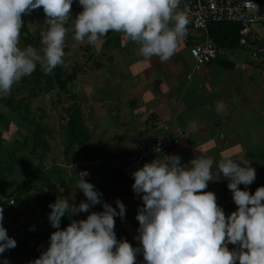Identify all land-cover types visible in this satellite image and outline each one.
I'll use <instances>...</instances> for the list:
<instances>
[{
    "label": "crops",
    "instance_id": "crops-1",
    "mask_svg": "<svg viewBox=\"0 0 264 264\" xmlns=\"http://www.w3.org/2000/svg\"><path fill=\"white\" fill-rule=\"evenodd\" d=\"M50 1L45 8L74 12L52 41L68 44L63 53L54 47L64 70L79 53L78 70L65 91L54 88L63 103L55 121L25 127L5 114L11 124L0 125V167L14 150L15 173L5 175L15 182L4 192L21 195L0 209V223L16 231L14 248L29 228L49 235L35 206L48 194L74 214L73 240L59 247L34 238L23 251L36 248L38 264L108 253L98 264H264V71L249 66L248 50L216 44L225 55L194 71L176 0ZM256 28L264 43V24ZM71 119L79 125L69 134ZM165 127L189 133L169 150L174 174L151 179L163 165L156 159L142 175H123L135 147Z\"/></svg>",
    "mask_w": 264,
    "mask_h": 264
},
{
    "label": "trees",
    "instance_id": "trees-1",
    "mask_svg": "<svg viewBox=\"0 0 264 264\" xmlns=\"http://www.w3.org/2000/svg\"><path fill=\"white\" fill-rule=\"evenodd\" d=\"M34 3L40 5L41 7L39 24L41 26L40 29L43 28L41 35L36 36L35 38L30 37V34L27 31V20L25 16L27 10ZM47 3L48 0H0V13L3 15V19H0V38L1 35H4L3 32L5 28L13 26L10 29V35L4 36V39L2 41H5V43L11 42L13 41L15 35L17 37H21L24 42H26L25 44H30L34 48V64L27 65L22 63V67L27 71L29 77H25L21 74L17 75L19 78H21V90L19 88H15L17 86H14L13 84H11L13 88L11 86L7 87L8 90L10 89V91L15 93L16 95L25 92L24 89L28 88L30 89L29 94H27V96H23L19 101H15L14 96L6 97L5 95H0V123L3 122L5 114L11 116L9 118H12V120H14L15 117H18V120H21L23 123L33 122L34 120L31 119L32 101L38 99L40 96H42V94L50 93L54 90V88H57L59 92H61L60 90L65 91L67 89V86L75 80V71L78 70L77 68L73 69L72 72L68 75H65L62 72L63 58L61 53L52 50L49 51L48 54H45V51H43L46 47V42L48 40L50 30V23H47L46 25L45 19H50L49 22L51 20H58L60 23H63L64 21H66V19H69V16L71 14L72 17L75 18L74 12L72 10L62 11L59 9H47L45 8ZM239 30L240 25L233 22L213 23L209 25V34L214 42L220 47L228 49H235L236 47H239ZM13 80L14 74L12 73L5 76L4 78V81L6 82ZM5 86L7 85L5 84ZM1 107H5V111H3ZM75 115L77 116V114ZM7 125L8 123L6 120L5 127ZM78 125L79 124L76 122V119H71L70 123L68 124V133H72L74 127H78ZM1 142L2 141H0V143ZM8 156L10 159L9 167L7 169L0 170V193H3L15 182V180L13 179L8 183L7 175H5V171H7L8 175L10 176H13L15 173V169L13 167L14 150ZM24 171L25 170H23V172ZM5 194L7 195V198H11L10 196H15L14 192L9 191ZM37 197H39L38 199H36V201L38 200V203H35V206L40 214L41 224H43L45 229L48 230L49 235L44 231L40 233L35 229L32 230L31 228H29L28 231L32 232H30V234L21 236V241L19 245L16 246V248H14V246L12 245L13 243H11L10 240L12 238H10L7 242L8 246L6 247V251L0 252V264H12L11 256L14 255L19 258L21 264H38L36 257H34V250H37L36 248H30L26 252L23 251V249L25 247H28L29 243L36 237H38L36 238L38 239L36 240V242L49 240L51 241V243L59 247H63L65 245L67 246V244L72 242L73 235L71 228L74 225L75 221L74 214L70 213L69 211L63 210L56 203L55 199L48 194H37ZM15 200L18 203L21 202V195L16 196L14 201ZM27 200V205L26 202H24L25 207L32 205L31 198H28ZM0 209L10 211L12 207L7 206L6 204H0ZM75 244L76 247L73 248V251L76 253V255H79L82 252L81 249L83 248V246L82 244Z\"/></svg>",
    "mask_w": 264,
    "mask_h": 264
},
{
    "label": "built area",
    "instance_id": "built-area-1",
    "mask_svg": "<svg viewBox=\"0 0 264 264\" xmlns=\"http://www.w3.org/2000/svg\"><path fill=\"white\" fill-rule=\"evenodd\" d=\"M172 9L181 10V20L185 42L190 46V55L194 59V71L210 64L225 55V51L216 45L209 34V25L213 23L233 22L240 25V47L248 50V62L252 69L264 71V43L256 42V26L264 24V11L260 0H176L171 4ZM192 40L196 42L191 43ZM158 125V121H153ZM189 133L176 128L172 133L165 127L164 134L135 147L134 152L122 165V173L126 177H136L146 172V163L151 160L162 159L163 165L149 170L151 179L167 178L174 174L176 165L169 160V150L186 140ZM0 193V204L14 205L13 198H7ZM48 244V241H42ZM41 248V246H39ZM111 253L95 256L90 259L81 258L80 263H103L110 259ZM139 264H149L140 259Z\"/></svg>",
    "mask_w": 264,
    "mask_h": 264
},
{
    "label": "rangeland",
    "instance_id": "rangeland-1",
    "mask_svg": "<svg viewBox=\"0 0 264 264\" xmlns=\"http://www.w3.org/2000/svg\"><path fill=\"white\" fill-rule=\"evenodd\" d=\"M98 0H95L94 2H96ZM52 2L50 1V3H47V6L50 7V4ZM101 6V3H99ZM40 12H41V7L40 5L34 3L32 7H30V9L27 10L25 16H26V20H27V31L30 34V37L35 38L36 36H40L41 32L43 30L40 29V24H39V19H40ZM48 17V16H47ZM3 19V15L0 13V19ZM46 25L47 23L50 27L49 30V35H48V40L46 42V47L44 48L43 51H45V54H48L49 51L55 50L54 47H56V49H61L62 52H64V47L65 45H68L67 43H64L63 38H57L54 39L52 41V32H54L55 27L58 25L59 21L58 20H51L49 22V20L46 18ZM67 21L69 19H66ZM111 20V18L108 19V22ZM1 23V20H0ZM44 25V23H43ZM104 25V23H103ZM109 26L106 25V27ZM13 26H9L7 28L4 29L3 34L1 35L0 38V95H5L6 97L9 96H14L15 101H19L23 96H27V94H29V90L28 88H25V92H22L18 95H16L15 93H13L12 91H10V89L8 90L7 87L11 86V84H13L14 86H17L15 88H21L22 87V82H21V78H19L17 75H24L25 77H29L27 71L25 69H23L22 67V63L27 64V65H33L34 64V48L32 45L30 44H25L26 42H24V40L21 37H17L14 35L13 41L11 42H7L5 43V41H2L4 39V36L10 35L11 31L10 29ZM110 28H108L109 30ZM257 29V28H256ZM41 30V31H40ZM118 33V32H117ZM14 34V32H13ZM54 34V33H53ZM115 37V35H113ZM78 50V49H76ZM56 51V50H55ZM79 53H75L73 57L68 58V64L69 66L67 68H65L64 70V65H65V60L62 59L63 63H62V72L65 75H68L72 72L73 69H75L74 64L78 63L79 60ZM66 59V58H65ZM65 61V62H64ZM10 73L14 74V80L13 81H9L6 82L4 81L5 76L9 75ZM76 80V79H75ZM5 84L7 86H5ZM5 87V88H4ZM12 87V86H11ZM13 88V87H12ZM54 88V87H53ZM52 88V89H53ZM21 90V89H20ZM52 100L55 101L54 103H52ZM59 98L56 96V91H51L50 93L47 94H42V96H40L38 99H35L32 101L31 104V108H33V117L39 118L43 117V118H47V119H43L44 121H35L34 122H41L39 123V127L40 125L42 126V124L48 125L49 122L55 121L58 117L62 114L61 110L63 107V103H58ZM36 107H40L39 109H37ZM1 109L3 111H5V107H1ZM74 115L75 114H79L78 110H73ZM54 116H56L55 120ZM48 117H50V121H48ZM15 120V119H14ZM13 120V122H14ZM58 121V120H57ZM7 123L11 124V122L9 123L8 119H7ZM17 124L19 122H16ZM1 125L6 124V119L4 118L3 122L0 123ZM25 127H28L27 123H22ZM29 126H33L32 124H29ZM17 138V136H16ZM12 140L15 139V137L13 136L11 138ZM10 165V164H9ZM9 165H7L6 168H4V166L0 167V170L2 169H7L9 167ZM5 173H7V171H5ZM38 203V202H37ZM31 224V221L28 219H24L23 220V224ZM36 225V222H35ZM22 233V231L20 232ZM22 235V234H21ZM11 236H16V231L13 232L11 227L8 226L5 223H0V252L2 251H6V247L7 244H5V242H7ZM21 237V236H20ZM48 244L51 243V241L47 240ZM27 250H25L24 252H26ZM47 258H51V257H47ZM47 258H40V261H43L44 264H50V262L47 260ZM39 259V258H38ZM11 262L12 264H21V261H19V258L14 255L11 256Z\"/></svg>",
    "mask_w": 264,
    "mask_h": 264
}]
</instances>
